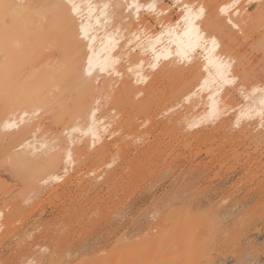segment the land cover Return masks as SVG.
<instances>
[{
    "label": "bare ground",
    "instance_id": "1",
    "mask_svg": "<svg viewBox=\"0 0 264 264\" xmlns=\"http://www.w3.org/2000/svg\"><path fill=\"white\" fill-rule=\"evenodd\" d=\"M172 2L71 0L73 13L69 0H0V166L22 182L20 195L58 198L74 185L96 186L84 173L96 180V163L110 157L114 165L136 116L155 124L165 112L191 130L212 124L264 135V78L242 51L252 38L264 53V0ZM184 5L204 8L194 26ZM171 78L172 95L158 97ZM18 207L0 208L1 240Z\"/></svg>",
    "mask_w": 264,
    "mask_h": 264
},
{
    "label": "rangeland",
    "instance_id": "2",
    "mask_svg": "<svg viewBox=\"0 0 264 264\" xmlns=\"http://www.w3.org/2000/svg\"><path fill=\"white\" fill-rule=\"evenodd\" d=\"M248 5L257 13L255 1ZM243 46L263 80L264 53L252 38ZM176 84L163 80L158 97ZM134 123L114 165L110 157L96 163L102 178L84 173L94 187L24 197L10 166H0V208L19 206L0 239V264H264V135L212 124L191 130L165 112L155 124L140 116Z\"/></svg>",
    "mask_w": 264,
    "mask_h": 264
},
{
    "label": "snow or ice",
    "instance_id": "3",
    "mask_svg": "<svg viewBox=\"0 0 264 264\" xmlns=\"http://www.w3.org/2000/svg\"><path fill=\"white\" fill-rule=\"evenodd\" d=\"M69 3L71 4V10L73 13H76L78 11L77 6L74 3H71V0H69ZM8 7V6H5ZM154 7V6H151ZM228 7H232L235 8L236 5L232 4L231 6H225L223 8L220 9L221 12H226L228 10ZM195 6L189 7L188 5H184V11H185V15H184V20L185 22L189 25V26H194V21L199 19L203 13H204V8L203 6H200L198 10H194ZM229 23H231V20H229ZM81 33L85 34V38H86V30L83 26H81L80 29ZM194 31L197 33V39H201V37L199 36V30L198 29H194ZM213 46H215V40L212 41ZM91 63V61H90ZM262 103H264V101H262ZM261 116L262 119H264V111L261 112Z\"/></svg>",
    "mask_w": 264,
    "mask_h": 264
},
{
    "label": "built area",
    "instance_id": "4",
    "mask_svg": "<svg viewBox=\"0 0 264 264\" xmlns=\"http://www.w3.org/2000/svg\"><path fill=\"white\" fill-rule=\"evenodd\" d=\"M248 264H259V262L254 260V261L249 262Z\"/></svg>",
    "mask_w": 264,
    "mask_h": 264
}]
</instances>
